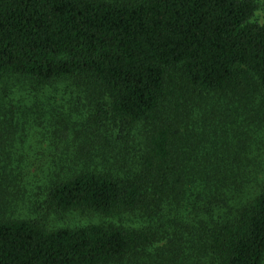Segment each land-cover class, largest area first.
Here are the masks:
<instances>
[{
  "label": "trees",
  "instance_id": "1",
  "mask_svg": "<svg viewBox=\"0 0 264 264\" xmlns=\"http://www.w3.org/2000/svg\"><path fill=\"white\" fill-rule=\"evenodd\" d=\"M263 11L264 0H0L1 189L31 165L22 125L34 119L52 146L66 132L64 116L28 102L77 79L107 123L101 160L38 167L44 207L120 221L48 230L5 193L0 264H264Z\"/></svg>",
  "mask_w": 264,
  "mask_h": 264
},
{
  "label": "rangeland",
  "instance_id": "2",
  "mask_svg": "<svg viewBox=\"0 0 264 264\" xmlns=\"http://www.w3.org/2000/svg\"><path fill=\"white\" fill-rule=\"evenodd\" d=\"M258 16L260 21H264V11L259 12ZM72 82L73 83L71 84L60 83L52 88L47 87L45 90H42L39 95L37 94L38 99L41 100L38 102L40 104L35 102L33 105L28 102L30 105L29 107H33V110L39 107L40 111L45 112L46 115H51L56 112L58 116H64L67 120L65 122H60V124H62L60 130L66 128V132H63V135L59 133V139L61 140L58 142V145L54 146L53 144L52 146L45 142V139L41 137V128H39L36 123H31L34 119H30L28 122L31 128L26 124L25 129H22V125L20 131L24 132L26 142L21 145V147L28 148L25 152H31L30 158H28L27 161L30 162L31 165L29 166L24 179H15L12 183H7L3 189L0 187V206L2 204V196L5 193L6 195L11 196L10 193H12L14 198H16L14 204H12V207L15 208L14 215L36 221L48 230L62 228L74 229L105 222H120L119 218L105 220L93 213L82 211L66 213L49 212L47 207H44L47 188L43 186L42 182L37 183V178L41 174L40 170H37L38 167L47 165V167H53L55 170L68 169L76 163L75 159L79 155L86 156L88 152H91L99 160H101L102 156L99 148L100 145H97V143L100 144L99 132L103 130L102 126H106L107 123L100 126L94 122L95 106L89 98V94L94 89L77 81V79ZM8 83V85L13 86L11 80ZM4 84L5 83L2 85ZM103 102H105V100H103ZM108 126L107 131L103 134L107 139V143H110L111 146H114L115 149H117L118 147H121L120 140L122 141V137L120 136V133H118L119 130L113 128L115 126L111 121L108 122ZM105 130L106 129H104V131ZM82 131L88 132L82 134ZM126 132L130 134L128 135L127 133L126 135L127 141H132L130 138L133 137L138 144H140L139 142L142 141L140 139L142 138V134L137 133L132 127ZM86 136H89V140H86ZM91 144H94L95 146H92ZM59 154H62V156ZM258 162H260L259 159ZM88 164L85 165V163H81L76 166L83 168ZM89 166H91V164H89ZM60 172L65 171L60 170ZM17 194L19 196L18 198Z\"/></svg>",
  "mask_w": 264,
  "mask_h": 264
}]
</instances>
